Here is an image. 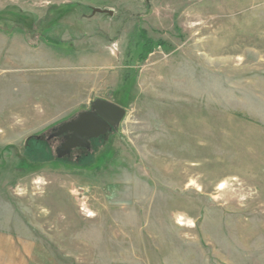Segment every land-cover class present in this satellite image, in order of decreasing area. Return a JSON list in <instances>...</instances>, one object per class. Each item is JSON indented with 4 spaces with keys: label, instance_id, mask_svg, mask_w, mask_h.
Returning a JSON list of instances; mask_svg holds the SVG:
<instances>
[{
    "label": "rangeland",
    "instance_id": "374dc122",
    "mask_svg": "<svg viewBox=\"0 0 264 264\" xmlns=\"http://www.w3.org/2000/svg\"><path fill=\"white\" fill-rule=\"evenodd\" d=\"M0 264H264V0H0Z\"/></svg>",
    "mask_w": 264,
    "mask_h": 264
},
{
    "label": "water",
    "instance_id": "95a60500",
    "mask_svg": "<svg viewBox=\"0 0 264 264\" xmlns=\"http://www.w3.org/2000/svg\"><path fill=\"white\" fill-rule=\"evenodd\" d=\"M111 14L110 11L93 9L92 14ZM125 115V110L109 101L96 100L91 105L90 111H85L77 117L58 128L56 136L71 133V138L56 150L58 158L62 154H68L74 148L88 147V140L105 135L116 128Z\"/></svg>",
    "mask_w": 264,
    "mask_h": 264
},
{
    "label": "flooded vegetation",
    "instance_id": "af4514ba",
    "mask_svg": "<svg viewBox=\"0 0 264 264\" xmlns=\"http://www.w3.org/2000/svg\"><path fill=\"white\" fill-rule=\"evenodd\" d=\"M91 110V107H90V109H89V111ZM59 128V127H58ZM58 128L56 129V131L53 133V134H51L50 136H49V138H48V141H50V140H57V141H59L58 142V145H57V147H56V150H61V148H62V146L67 142V139H69V138H71V133H64V134H62V135H58V136H56L55 134L58 132ZM104 135H101V136H99V137H97V138H95V139H90V140H88V147H78V148H74V149H72L71 151H70V153H68V154H62L60 157H59V159H70L71 157H72V155H73V153L74 152H76V151H87L92 145H94V143L99 139V138H101V137H103ZM55 154H56V151H55ZM56 156H57V154H56ZM58 157V156H57Z\"/></svg>",
    "mask_w": 264,
    "mask_h": 264
}]
</instances>
